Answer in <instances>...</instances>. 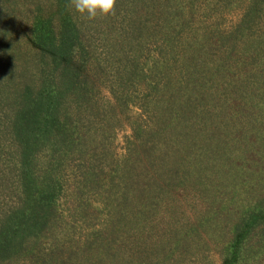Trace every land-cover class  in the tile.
<instances>
[{
  "label": "trees",
  "instance_id": "1",
  "mask_svg": "<svg viewBox=\"0 0 264 264\" xmlns=\"http://www.w3.org/2000/svg\"><path fill=\"white\" fill-rule=\"evenodd\" d=\"M0 264H264V0H0Z\"/></svg>",
  "mask_w": 264,
  "mask_h": 264
},
{
  "label": "clouds",
  "instance_id": "2",
  "mask_svg": "<svg viewBox=\"0 0 264 264\" xmlns=\"http://www.w3.org/2000/svg\"><path fill=\"white\" fill-rule=\"evenodd\" d=\"M117 0H70V6L88 21L116 16Z\"/></svg>",
  "mask_w": 264,
  "mask_h": 264
},
{
  "label": "rangeland",
  "instance_id": "3",
  "mask_svg": "<svg viewBox=\"0 0 264 264\" xmlns=\"http://www.w3.org/2000/svg\"><path fill=\"white\" fill-rule=\"evenodd\" d=\"M124 133H126V130L125 131L124 130H118V131H116L114 145H115V149H116L117 152H119L121 150L122 135Z\"/></svg>",
  "mask_w": 264,
  "mask_h": 264
}]
</instances>
